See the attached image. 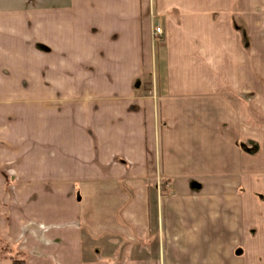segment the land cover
I'll use <instances>...</instances> for the list:
<instances>
[{"label": "crops", "instance_id": "obj_1", "mask_svg": "<svg viewBox=\"0 0 264 264\" xmlns=\"http://www.w3.org/2000/svg\"><path fill=\"white\" fill-rule=\"evenodd\" d=\"M0 10L5 260L264 264V0Z\"/></svg>", "mask_w": 264, "mask_h": 264}, {"label": "rangeland", "instance_id": "obj_2", "mask_svg": "<svg viewBox=\"0 0 264 264\" xmlns=\"http://www.w3.org/2000/svg\"><path fill=\"white\" fill-rule=\"evenodd\" d=\"M24 0H0V8L7 7H20V3ZM32 1V0H30ZM1 11V10H0ZM165 41V40H164ZM14 119V118H13ZM4 172L0 170V264H11L9 261L4 258L9 253H14L18 251L17 244L9 243L7 241V232H8V219H9V201L8 193L13 186H15L16 181L12 179H7L4 175ZM13 177V176H10ZM8 180V181H6ZM11 191V190H10ZM31 230V228H29ZM16 258L15 256L13 257Z\"/></svg>", "mask_w": 264, "mask_h": 264}, {"label": "built area", "instance_id": "obj_3", "mask_svg": "<svg viewBox=\"0 0 264 264\" xmlns=\"http://www.w3.org/2000/svg\"><path fill=\"white\" fill-rule=\"evenodd\" d=\"M152 39L156 44H162L165 40V32L163 25L157 21L156 16L152 15Z\"/></svg>", "mask_w": 264, "mask_h": 264}, {"label": "trees", "instance_id": "obj_4", "mask_svg": "<svg viewBox=\"0 0 264 264\" xmlns=\"http://www.w3.org/2000/svg\"><path fill=\"white\" fill-rule=\"evenodd\" d=\"M13 264H26V263L25 261H18L17 259H14Z\"/></svg>", "mask_w": 264, "mask_h": 264}]
</instances>
